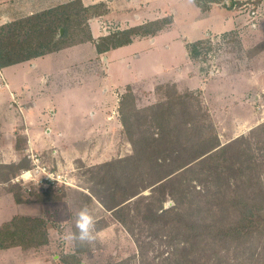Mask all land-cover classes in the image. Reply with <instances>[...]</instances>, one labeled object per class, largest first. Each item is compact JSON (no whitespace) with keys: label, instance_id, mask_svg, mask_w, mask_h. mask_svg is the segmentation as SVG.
<instances>
[{"label":"rangeland","instance_id":"rangeland-1","mask_svg":"<svg viewBox=\"0 0 264 264\" xmlns=\"http://www.w3.org/2000/svg\"><path fill=\"white\" fill-rule=\"evenodd\" d=\"M67 1L72 2L0 0V25ZM82 2L86 6L105 2L107 6L110 2L115 11L90 21L94 40L132 28L146 19L170 18L171 23L155 36L135 37L132 43L112 49L109 55L98 54L94 42H86L65 47L33 64L26 62L3 68V77L14 92L7 100V83L0 78V91L4 93L0 96V164L15 157L19 160V156L27 155L28 159L33 149L27 144L28 140L21 144L23 154L15 149L16 139L25 137L27 130L17 108L26 111L30 105H36L33 111L36 126L30 135L32 146L44 152V163L62 178L49 186L30 181L11 183L20 185L25 198L31 197L29 192L35 187H53L59 195L63 194V199L22 204L14 203L11 198L0 199V227L21 213L19 216L46 221L50 238L47 246L36 251L0 250V264H65L64 257L74 254L77 245L64 240L63 235L75 231V214L84 206L96 219V240L82 246L85 250L79 257L83 264H232L241 259L248 260V264H264V247L260 241L246 249L228 245L221 253H212L207 263H202L197 252L216 251V247L190 244L182 258L177 240L168 241L166 233L162 236L141 217L147 202L140 207L137 201L151 195L161 200L162 194H157L152 187L131 198L130 194L136 190L132 187L134 182L127 180L120 165L115 164L137 159L120 109L122 97L130 87L132 98L127 108L134 115L133 119L138 120L136 127L142 124L144 117L154 115L151 108H159V104L182 96L173 106L169 122V128L177 125L178 132L174 135L178 134L175 139L178 145L190 135L198 138L197 143L200 138L208 141L217 137L220 147L233 145L224 154L226 161L219 158L226 167L215 169L217 162L206 166L198 164L170 178L164 208L175 206L177 199L189 215L225 221L229 218L226 204L224 200L221 205L214 203L217 198L224 194L228 197L231 190L244 191L256 179L264 186V133L252 134L264 124V0ZM126 5L132 11L125 17L127 21L119 25L116 22ZM138 14L137 22L132 15ZM106 64L108 69H105ZM177 77L179 79L174 81ZM186 109L190 119L199 121L198 125L182 127L180 123ZM99 110L113 118L111 128L98 123V117L91 121L92 113L100 114ZM38 117L44 121L42 126L38 125ZM48 130H51L49 135ZM260 138L262 144L257 143ZM52 150L55 151L51 153ZM178 151L177 148L173 153L176 158L182 156V150ZM164 154L169 159L173 155H168L167 151ZM112 163L116 169L107 172L112 168L108 164ZM114 184L118 186L113 189L117 192L110 197ZM4 185L9 189L11 184ZM122 188L128 193L123 194ZM10 195L13 198L12 193ZM113 200L117 203L126 200V206L132 209L129 215L128 209L123 213L127 226L106 208L105 204ZM189 253L195 254L194 257Z\"/></svg>","mask_w":264,"mask_h":264},{"label":"trees","instance_id":"trees-1","mask_svg":"<svg viewBox=\"0 0 264 264\" xmlns=\"http://www.w3.org/2000/svg\"><path fill=\"white\" fill-rule=\"evenodd\" d=\"M196 4L200 6L199 2ZM203 10H208V7H203ZM108 11L105 4L85 6L82 0H74L0 25V69L30 62L56 53L65 47L86 42H94L97 53L104 55L112 49L129 45L135 37L155 36L171 23L170 18L158 19L94 40L90 30V21L93 18L108 15ZM61 30L64 31L63 35H60ZM129 88L122 97L120 109L123 115L122 123L137 159L129 158L127 161H118L115 164L120 165L121 172L127 180L131 179L134 182L132 187L136 190L130 194L131 198L141 195L152 187L157 194H162L161 200L151 195L143 196L137 201L139 206L147 202L145 207L140 206L143 207L144 212L137 209L143 212L141 217H144V222H150L151 228H156L162 236L166 233L168 241L177 240L176 246L181 257L190 244L195 247L196 245L216 247V251L201 250V253L197 250L202 263H207L212 253H221L228 245L235 244L238 249H246L255 241H260L264 247V186L257 179L244 191L231 190L228 197L224 194L217 198L216 202L213 200L218 205H221V200H224L226 211L229 214V218L225 221H211L205 215L197 217L189 215L184 211L185 206L177 199H175V206L164 208L163 203L167 202L168 198L166 194L169 191L168 182H172L170 178L179 173L188 172L198 164L206 166L217 162L215 169L226 167L224 164L221 165L219 158L226 161L224 154L233 145L220 147L217 137L215 140L208 139L210 143L200 138L197 143L195 140L198 138H193L192 135L183 144L178 145L175 140L178 139V134L174 135V132H178L177 125L169 128V122L174 112L173 106L178 102L177 100L183 98L182 96L179 99L176 97L172 101L168 100L165 104H159V108H151L154 115L144 117L142 124L136 127L138 120L133 119L134 115L127 108L132 98V91ZM184 114L185 117L180 123L182 127L190 128L192 124L194 126L199 124V121L190 119L188 109L184 111ZM259 132L264 133V124L255 128L252 134ZM26 140V137L16 139L15 149L21 154L24 151V146L21 144H26ZM262 142L261 138L257 141L258 144ZM177 148L179 151L182 150V156L176 158L173 153ZM164 151H167L168 155L173 154L170 159L169 156H164ZM20 157L15 163L0 164V182L11 184L9 190L15 202L22 204L61 201L63 194L59 195L53 187L48 189L35 187L29 192L31 197L25 198L20 185L11 183L18 175L17 173L31 168V161L26 156ZM115 164H108L112 168H108L107 172L115 170ZM4 170L8 172L3 173ZM114 176L115 174L112 173V178ZM115 185L117 184H114L109 191L110 197H114L117 192L114 191L118 188ZM121 192L128 193V190L122 188ZM124 201L117 203L113 200L112 203L105 205L108 210L114 212L122 225L127 226V217L125 218L123 213L128 209L129 215L132 209L126 206L127 201ZM49 242L47 222L39 218L16 215L0 227V250H37L47 246ZM84 250V247L77 245L74 254L64 257V263L83 264L79 255ZM192 253L189 254L194 257L195 254ZM247 261L241 259L232 264H248ZM191 262L194 261L191 260Z\"/></svg>","mask_w":264,"mask_h":264},{"label":"crops","instance_id":"crops-1","mask_svg":"<svg viewBox=\"0 0 264 264\" xmlns=\"http://www.w3.org/2000/svg\"><path fill=\"white\" fill-rule=\"evenodd\" d=\"M72 1H74V0H72ZM112 1V0H111ZM128 1H130V0H128ZM67 2H70V1H67ZM67 2H65V3H67ZM110 2H107V7H108V10L110 11V12H115V11H113V8H111V6H110V4H109ZM62 4H64V3H62ZM84 4V3H83ZM60 5V4H59ZM85 5V4H84ZM105 5H106V2H105ZM86 6V5H85ZM129 6H127L126 5V7H125V9H124V11L122 12L123 14L120 16L121 18H118V21L116 22L117 24H119V25H121L122 23H123V21L125 20V21H127V18H125L128 14H129V11H132V9H129L128 8ZM143 7V5H141L140 6V8H142ZM51 8H53V7H51ZM139 8V9H140ZM47 9H50V8H46V9H43V10H41V11H44V10H47ZM41 11H38V12H33V11H31V12H29L28 14H26V16H30V15H32V14H35V13H39V12H41ZM127 11H128V13H127ZM108 15H109V13H108ZM26 16H24V17H26ZM132 17H134V19L138 22L139 20H140V15L138 14V15H132ZM136 17V18H135ZM23 18V17H22ZM8 20V19H7ZM156 20H158V19H156ZM10 21H13V20H10ZM9 20H8V22H10ZM152 20L150 19V20H145V21H140L139 22V24H137V25H135V26H140V25H143V24H145V23H147V22H151ZM153 21H155V19L153 20ZM8 22H6V23H8ZM153 41V43H154V39L152 40ZM184 49H186L185 47H184ZM109 53L110 52H107L106 53V55H109ZM54 54V53H53ZM49 55H51V54H49ZM46 56H48V55H46ZM45 57V56H44ZM40 58H42V57H40ZM40 58H38V59H40ZM106 58H107V56H106ZM38 59H35V60H33V62L32 61H30V62H28V63H34V62H36ZM107 60H108V58H107ZM107 63H108V61H106ZM108 69V64H106L105 65V69ZM2 70L3 69H0V78L2 79V81L3 82H6L7 83V89L5 90V88H4V86L2 87L3 89L2 90H5V91H7L6 92V95H5V97H6V99L7 100H9V96L11 95V92L13 91L12 90V87H11V85L5 80V78L3 77V73H2ZM44 80H45V78H43ZM179 79V77H177L176 79H174V81H177ZM131 86V85H130ZM14 92V91H13ZM9 94V95H8ZM4 95V93L2 94V91H0V96H3ZM0 100L2 101V98L0 97ZM0 101V102H1ZM6 101V100H5ZM25 105H27V104H25ZM36 105L35 106H32V105H30V107H28L27 108V110L25 111V109H23V108H17L18 109V111H19V118L20 119H22V120H24L25 121V124H26V132H25V137L27 138V140H28V142H27V144H29V146L30 147H32L33 149H31V151H34V152H36V153H41V154H44V152L42 151V150H37V149H35L34 148V146H32V142H31V140H30V135H31V129L33 128V127H35L36 125H34L33 123H34V119H33V111H34V109H36ZM106 109V108H105ZM13 111V110H12ZM99 112H100V114L98 113V111L97 112H94V113H92V115H91V117H92V119H91V121H96V118L98 117V123H100V124H104L105 126H106V129H108V127H112L114 124L112 123V117L110 116V115H108L107 113H105L104 111L103 112H101V110H99ZM52 113L54 114L55 112H53L52 111ZM44 114V113H43ZM99 114V115H98ZM13 116H14V112H13ZM38 121H39V123H38V125L39 126H42V124L44 123V121H42V119L40 118V117H38ZM110 127V128H111ZM29 128V129H28ZM109 128V129H110ZM12 131H13V128H12ZM51 132V130H48V135H49V133ZM8 135H11L10 134V132H9V134ZM55 150H52L51 151V153H53ZM43 152V153H42ZM54 154H56V152L54 153ZM50 155H52V154H50ZM27 156V155H26ZM5 157L6 158H10V157H13L12 155H10L9 157H7L6 155H5ZM11 162H17V159H16V157L15 158H13V159H11V160H5L4 161V164H9V163H11ZM19 175V174H18ZM14 180V179H13ZM13 182V181H12ZM8 193V194H7ZM11 193H10V191H9V189H6L5 188V185L4 184H2V183H0V199L1 198H7V199H9V198H11V201H15L12 197H11V195H10ZM14 203H16V202H14ZM16 205V204H15ZM22 205H18L17 207H21ZM21 209V208H20ZM21 213H19V215H20ZM22 215V214H21ZM16 216V215H15ZM21 250V249H20ZM23 251V250H22ZM30 251H32V250H30ZM36 251V250H35ZM24 252H27V251H24Z\"/></svg>","mask_w":264,"mask_h":264},{"label":"clouds","instance_id":"clouds-1","mask_svg":"<svg viewBox=\"0 0 264 264\" xmlns=\"http://www.w3.org/2000/svg\"><path fill=\"white\" fill-rule=\"evenodd\" d=\"M190 3L194 0H189ZM52 179L51 177H49ZM75 231H68L63 239L79 246H88L96 240V219L87 206L75 214Z\"/></svg>","mask_w":264,"mask_h":264},{"label":"built area","instance_id":"built-area-1","mask_svg":"<svg viewBox=\"0 0 264 264\" xmlns=\"http://www.w3.org/2000/svg\"><path fill=\"white\" fill-rule=\"evenodd\" d=\"M42 156L43 155L41 153L31 151V153L28 154V159L32 164L31 168L27 171H23L22 174L15 177L13 183L18 184L21 183V181H30L36 184L45 183L49 186L51 184H54L55 181H60L59 179L62 178V176L53 171V168H51L50 165L45 164ZM49 177H51L52 179H50Z\"/></svg>","mask_w":264,"mask_h":264},{"label":"water","instance_id":"water-1","mask_svg":"<svg viewBox=\"0 0 264 264\" xmlns=\"http://www.w3.org/2000/svg\"><path fill=\"white\" fill-rule=\"evenodd\" d=\"M63 32H64V31H63V30H61V31H60V35H63Z\"/></svg>","mask_w":264,"mask_h":264}]
</instances>
